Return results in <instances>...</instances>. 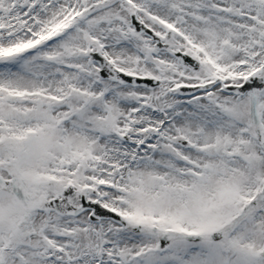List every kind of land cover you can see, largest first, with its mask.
<instances>
[{
  "label": "snow or ice",
  "instance_id": "1",
  "mask_svg": "<svg viewBox=\"0 0 264 264\" xmlns=\"http://www.w3.org/2000/svg\"><path fill=\"white\" fill-rule=\"evenodd\" d=\"M0 264H264V0H0Z\"/></svg>",
  "mask_w": 264,
  "mask_h": 264
}]
</instances>
